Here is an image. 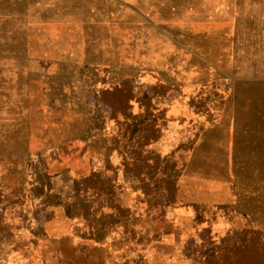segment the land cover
I'll list each match as a JSON object with an SVG mask.
<instances>
[{
    "label": "rangeland",
    "instance_id": "obj_1",
    "mask_svg": "<svg viewBox=\"0 0 264 264\" xmlns=\"http://www.w3.org/2000/svg\"><path fill=\"white\" fill-rule=\"evenodd\" d=\"M263 135L264 0H0V264H264Z\"/></svg>",
    "mask_w": 264,
    "mask_h": 264
},
{
    "label": "crops",
    "instance_id": "obj_2",
    "mask_svg": "<svg viewBox=\"0 0 264 264\" xmlns=\"http://www.w3.org/2000/svg\"><path fill=\"white\" fill-rule=\"evenodd\" d=\"M264 136V135H263ZM263 139H264V137H263ZM262 150H263V152H264V141H263V147H262ZM255 159V158H254ZM257 160H262V161H264V153H262V155H261V159H257Z\"/></svg>",
    "mask_w": 264,
    "mask_h": 264
}]
</instances>
